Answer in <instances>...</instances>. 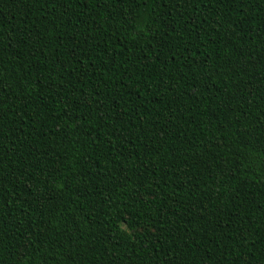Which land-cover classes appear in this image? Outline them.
Wrapping results in <instances>:
<instances>
[{
  "label": "trees",
  "instance_id": "1",
  "mask_svg": "<svg viewBox=\"0 0 264 264\" xmlns=\"http://www.w3.org/2000/svg\"><path fill=\"white\" fill-rule=\"evenodd\" d=\"M0 264H264V0H0Z\"/></svg>",
  "mask_w": 264,
  "mask_h": 264
}]
</instances>
